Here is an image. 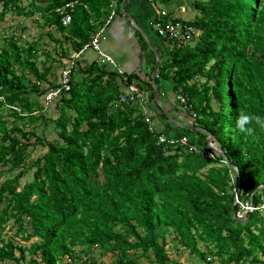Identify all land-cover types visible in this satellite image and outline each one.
Returning <instances> with one entry per match:
<instances>
[{
	"label": "trees",
	"instance_id": "obj_1",
	"mask_svg": "<svg viewBox=\"0 0 264 264\" xmlns=\"http://www.w3.org/2000/svg\"><path fill=\"white\" fill-rule=\"evenodd\" d=\"M112 1L0 0V23L8 13L43 20L26 45L16 33L0 38V264H98L97 250L110 264H182L171 259L169 242L200 264H264V215L242 223L233 216L235 188L255 204L264 196V128L251 121L249 136L236 127L241 114L264 117V0H194L195 17H177L194 31L160 58L155 85L171 79L185 98L178 101L196 121L183 129L187 144L160 142L166 129L158 116L120 103L125 89L113 67L78 63L76 54L109 25ZM41 40L44 70L36 61ZM70 62L71 88L53 106L60 114H36L58 83L52 67ZM124 76L154 100L151 83ZM40 120V132L25 129ZM194 134L201 138L193 141ZM208 136L222 156L202 146ZM9 223L16 237H6Z\"/></svg>",
	"mask_w": 264,
	"mask_h": 264
},
{
	"label": "crops",
	"instance_id": "obj_2",
	"mask_svg": "<svg viewBox=\"0 0 264 264\" xmlns=\"http://www.w3.org/2000/svg\"><path fill=\"white\" fill-rule=\"evenodd\" d=\"M193 4L194 0H169L164 3L153 0H123L121 6L125 8V12L108 26L101 28L105 33L102 50L115 60V64L109 63L108 65L119 74V82H122V78L126 74H136L144 85L151 83L153 86L154 100H151L150 91L144 86L141 87L145 92L144 102L133 104L148 116H158L155 119L166 129L165 136L174 139L181 137L183 129L191 130L196 127L187 111L181 107L176 92L172 88L171 79L160 80L158 85H155L157 72L155 76L153 75L154 71L150 75L155 58L159 64L160 58L166 57L171 50L169 43L154 31L153 20L159 10H167L175 17L190 20L196 15ZM160 5L166 6V8L160 7ZM19 18H23V16ZM22 30L21 35L24 34L25 29ZM11 32L13 31L9 33ZM95 59L94 53L87 51L81 54L77 61L81 67L88 68ZM63 69L56 67L58 78ZM75 74V80H81L84 76L80 72ZM134 81L138 83L137 80ZM161 112L162 115H160Z\"/></svg>",
	"mask_w": 264,
	"mask_h": 264
},
{
	"label": "built area",
	"instance_id": "obj_3",
	"mask_svg": "<svg viewBox=\"0 0 264 264\" xmlns=\"http://www.w3.org/2000/svg\"><path fill=\"white\" fill-rule=\"evenodd\" d=\"M78 2H72L69 4L71 7V11L74 10L73 6ZM120 0H113L110 7L111 12L107 19V24H110L115 18H118L122 15L118 10V4ZM66 12L63 16V25L67 26L72 20V13ZM63 12V10L61 11ZM157 21H154L153 27L154 31L163 39H165L169 45L170 49L174 48L175 44L178 45L186 44L192 36V32L194 28L191 26H187L183 24L181 20L177 17H174L167 10H159L156 14ZM162 20H165L162 22ZM105 39L104 30H99L93 37L90 44L86 45L84 49H82L76 56L77 58L84 54L87 51L94 53L96 56L97 62L101 64H115V60L110 55H107L102 50V40ZM74 62H70L67 66L64 67L62 72L60 73V77L58 78V83L56 86H52L49 88L46 101L47 104L57 103L61 97V93L65 90H69L71 88V75L73 69L75 70L76 66H74ZM122 83L124 85V91L120 96V103H135V102H144V90L137 84V82L132 81L129 82L128 78L123 77ZM177 99L181 101V103H185V98L180 92L176 93ZM160 142H168L170 144H175L177 142H181L182 144L188 143L187 136H183L179 139L169 138L165 135H161L159 137ZM192 150L198 149L191 147ZM190 149V150H191ZM215 151V150H213ZM208 156H211V152H207ZM235 204L238 205L237 210H235L234 217L238 222H245L251 214L254 212H261L264 215V196H262V201L259 204H255L253 201V195H250V199L240 198V194H238V190L235 188ZM249 195V194H247ZM211 257H208L210 259Z\"/></svg>",
	"mask_w": 264,
	"mask_h": 264
},
{
	"label": "rangeland",
	"instance_id": "obj_4",
	"mask_svg": "<svg viewBox=\"0 0 264 264\" xmlns=\"http://www.w3.org/2000/svg\"><path fill=\"white\" fill-rule=\"evenodd\" d=\"M24 4L28 5L29 4V0H24ZM160 7L166 8V6H162L160 5ZM43 20L40 17V15H33L32 17H23V18H18L16 17L15 19L12 18L11 13L6 14L4 21L0 23V38H5L6 36L8 37V35H12L14 34V31H16V37L20 38L19 39V44L21 46L26 45L27 43L32 42L35 38H37L38 35V31H40V25H42ZM26 29L25 34L26 37H24L23 35H21L20 32H22V29ZM10 31H13L11 33H9ZM44 41H40L39 43V54L40 57L38 59H36L37 61V65L41 70H44V61L46 60V56H45V51L43 50V44ZM28 46V45H27ZM47 65H50V62L47 63ZM56 69V65L52 67V72L54 71V75L53 74H49L50 79H55L58 78V75L56 74L57 71ZM200 82L204 81V78H199ZM25 83L27 84L28 81L25 80ZM215 82L212 81L211 84H214ZM32 99H36L35 95L32 94ZM54 103L51 104H46L44 107H40L38 110L35 111L36 114H40V113H46L47 116H52L54 115V118H56V116H58L61 112L60 109H58L57 111L54 110L53 107ZM214 109L218 110L219 106H220V102L215 98L212 102ZM54 113V114H53ZM3 120L7 121L8 125L11 126L12 125V121L14 120L13 116H4ZM191 121L193 124L196 123V121H194L193 118H191ZM42 121L40 120L37 123L31 124V123H27V125L25 126V129L29 130V131H36V132H40L42 130ZM46 135L49 137H55V134H53L51 132L50 129H47L46 131ZM198 138H201L199 135L195 134L193 141L197 140ZM32 141H35V137L32 138ZM204 148L206 149H213V150H218V151H222L219 144L217 142H215L213 140V138L211 136H208L205 138L204 140V144L202 145ZM203 148V149H204ZM39 150L42 151V147H39ZM32 172L29 173V175L26 176V178H24L22 180V184L25 183L26 181H30L32 180ZM9 174L6 176L8 177ZM3 181V179L0 180V183ZM12 225V223H9L7 225L6 228V237H16L15 235V230L10 228V226ZM81 247H77V251L80 250ZM176 246L172 243L169 242L167 245V249L169 251V255L171 256V259L176 260L182 264H200L201 260L198 256L196 255H191L188 251H182V250H176L175 249ZM96 256L98 258V264H110L111 262V257L108 255H100V251L97 250L96 251ZM138 264H155L153 262H151L150 260L146 259V258H141L139 259Z\"/></svg>",
	"mask_w": 264,
	"mask_h": 264
},
{
	"label": "clouds",
	"instance_id": "obj_5",
	"mask_svg": "<svg viewBox=\"0 0 264 264\" xmlns=\"http://www.w3.org/2000/svg\"><path fill=\"white\" fill-rule=\"evenodd\" d=\"M255 121L257 125H259L261 128H264V117L261 116H249L245 114H241L240 117L237 120L236 127L238 130L245 135H252L253 129L250 127H246L251 121Z\"/></svg>",
	"mask_w": 264,
	"mask_h": 264
},
{
	"label": "water",
	"instance_id": "obj_6",
	"mask_svg": "<svg viewBox=\"0 0 264 264\" xmlns=\"http://www.w3.org/2000/svg\"><path fill=\"white\" fill-rule=\"evenodd\" d=\"M157 66H158V62H157ZM157 66H156V68H155V70H154V74H153L154 76H155V74H156V72H157ZM156 95H157V94H156ZM215 152L218 153V154L221 155V156L223 155V152H222V151H218V150L215 149ZM238 194H239V191H238ZM234 213H235V212L233 211V216H234ZM251 216H252V214L249 216V218H248L247 220H249V219L251 218Z\"/></svg>",
	"mask_w": 264,
	"mask_h": 264
}]
</instances>
